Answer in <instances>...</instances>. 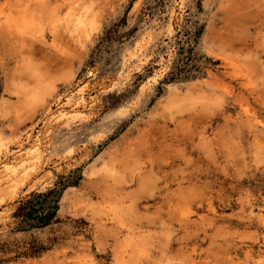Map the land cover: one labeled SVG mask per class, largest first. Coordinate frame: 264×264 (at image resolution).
Instances as JSON below:
<instances>
[{"label":"rangeland","instance_id":"rangeland-1","mask_svg":"<svg viewBox=\"0 0 264 264\" xmlns=\"http://www.w3.org/2000/svg\"><path fill=\"white\" fill-rule=\"evenodd\" d=\"M94 1L0 0V264H264V0Z\"/></svg>","mask_w":264,"mask_h":264},{"label":"bare ground","instance_id":"bare-ground-1","mask_svg":"<svg viewBox=\"0 0 264 264\" xmlns=\"http://www.w3.org/2000/svg\"><path fill=\"white\" fill-rule=\"evenodd\" d=\"M107 1H109V0H103V2L101 1V0H95L94 1V4H87V5H90V6H93V9H95V8H99L100 6H102V4L104 5V4H106L107 3ZM88 11H89V9H87ZM90 12V11H89ZM47 14L48 15H50V16H52L53 17V15H55L56 14V12L54 11V10H51V8H49L48 10H47ZM11 21V20H10ZM8 22V21H7ZM15 21H11L10 23H14ZM9 23V22H8ZM68 25H69V23H68ZM153 25V24H152ZM145 26L144 28H143V31H146L147 33H151L153 30H154V27L153 26ZM8 26V25H7ZM167 28H169V25L167 24ZM234 97V96H233ZM233 100V99H232ZM234 101V100H233ZM237 102V101H236ZM251 118V117H250ZM253 118V117H252ZM255 118V117H254ZM257 118V117H256ZM241 119H245L244 121H246L247 122V120H246V118L244 117V118H241ZM247 119H248V117H247ZM242 120V121H243ZM255 120H257V119H255ZM253 121V120H252ZM257 123L258 122H260V120L258 121H256ZM256 122H255V124H256ZM263 123V122H262ZM262 123H260L261 124V126H263V124ZM262 129V128H261ZM102 167H104V166H102Z\"/></svg>","mask_w":264,"mask_h":264},{"label":"trees","instance_id":"trees-1","mask_svg":"<svg viewBox=\"0 0 264 264\" xmlns=\"http://www.w3.org/2000/svg\"><path fill=\"white\" fill-rule=\"evenodd\" d=\"M30 202H28L27 204H29ZM30 210H33L32 208H30ZM46 214H48V213H46ZM51 215V214H50ZM52 216V215H51ZM49 217V216H48Z\"/></svg>","mask_w":264,"mask_h":264}]
</instances>
